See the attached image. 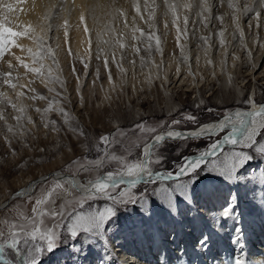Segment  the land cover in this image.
Returning <instances> with one entry per match:
<instances>
[{
    "label": "rangeland",
    "instance_id": "rangeland-1",
    "mask_svg": "<svg viewBox=\"0 0 264 264\" xmlns=\"http://www.w3.org/2000/svg\"><path fill=\"white\" fill-rule=\"evenodd\" d=\"M71 1L72 0H67V7L70 9L72 8ZM57 2L58 0H54L53 3ZM157 2L160 3V0H157ZM244 2L245 0H240L241 4H243ZM48 3L50 2L45 0V2L43 3L44 9L46 8L45 6ZM210 4L212 5V14L211 19L208 22V27L204 28L203 25L200 23L198 17L195 15L196 9L194 8L192 13L190 14L189 19L188 38L186 41H182V43L186 45V49L191 52L190 53L187 51L190 55L189 63L191 64L192 73L194 75V72L197 73L195 75V83L191 85V88L186 90L188 88L187 82L189 84V82L194 78L191 77L192 75H189L188 67L180 57V50L176 46L175 34H173L175 33V30L171 27L170 24L169 30L167 31V34H165V32L163 31V24L158 12L156 22L158 27L157 34L161 35L162 46L164 49L162 58L159 56V54L154 53V58L157 57V59H159L157 61V64L160 65L159 69L153 68L151 64L147 65L144 68H141L139 57L136 56L130 49H125L123 52V55L125 56L123 66L126 69L128 68L127 74L124 75V78L122 74L118 71V69L115 67V65L111 64L110 62L109 67L112 71L113 81H115L116 79H118L117 81H123L124 79L123 82L124 84L126 83V86L123 85L125 88H121L123 89V92L120 89L119 92L118 90H115V93L113 92L112 95L110 94L111 96H113H110V105H106V110H100L99 116L101 117V120L97 119L95 117L96 114L94 113L97 109V98L98 101L99 99H101L99 98L98 85H101V88L102 86L105 88L104 85L108 79L107 73L101 78H99V80H97L94 76V72L97 70V68H99L100 71H104L105 69L103 65V59L97 58L98 46L95 38V33L98 29L103 27L104 22L108 18L104 17L101 12H96L95 15L101 16L100 23L97 24L93 20L94 13L92 11V8L90 9V6H87L89 10V12L87 13V16L89 17V28L92 30L93 40L91 48V58L90 60H87L88 67L87 69H85L84 64L79 59H75V57L78 55H86L84 50L77 51L74 46H71L72 43L69 42V45L71 44L70 46L72 48V55H68L65 50L66 47L61 46L58 50L57 55L60 63V68L62 69V72L60 74L65 81L66 91L65 89L60 88L59 85H55L57 91L62 93L61 106L64 107V109L70 114L72 125L77 128H82L84 130V135L80 136L78 132L70 131L68 126L63 123L62 115L58 114L55 111L50 114L49 118L51 120L56 121L57 127L60 128V131H52L51 126L48 129H45L43 127L41 115L40 113H37L35 111V108H45L47 106V101H32L28 99L27 96L31 95V93H27L26 90L27 95L25 96V98H23V100L25 105L28 106V115H32V119L35 123L28 124L26 121L24 122L25 128L27 129L24 138H12V146L10 148L4 139V136L8 135L6 132V128L4 127L3 121H0V206L4 204L2 207H0V219L16 220L17 210H23L27 215L31 216L33 214L32 208L34 206L35 199L40 196L42 186L51 187L50 181L53 180H58L64 183L65 188H67L68 191H65L63 189L57 190V193L54 196L55 203L50 205L51 208L59 209L60 205L64 201L73 198V194H85L87 189L86 187H83V185L85 184L86 180L93 179L97 174L104 175L108 171H114L118 167V165L113 162L100 169L98 173L84 172L82 170H78V166L74 165L73 161L83 160L84 158H87L89 160L95 159L97 153L92 150L93 143L98 141L99 137L102 135H110L114 133L117 128L123 129L126 135L117 138V142L111 145V151L114 152L116 155L125 156L129 161H132L137 158L142 159V153L144 148L143 141H150V137L148 136V134L140 133V131L136 128V124L138 123L147 122V126H154L161 122L167 121L168 125L166 126H171L170 122L173 119H182V114L190 113L197 117L198 123L193 124L191 122H182L181 124L174 126L178 130L190 131L195 128H198L202 124H211L208 122L211 120L216 121L219 118L225 116V114L231 113L234 110L239 111V108H244L245 110L248 109L250 105L245 103V101L249 98L255 100L256 102L264 103V51L259 57V51H261L260 49L262 48L261 45L264 44V13H262L261 26L259 29L255 27L256 22L252 17L251 13L240 16V25L244 30L245 42L247 44V49H244L240 45L239 35L237 34L236 38H233L232 33L234 31V25L232 16L230 14L231 9H229L227 6V0H225L223 6H219L218 0H210ZM75 5L77 6V2H75ZM74 11H72L71 15L68 17L70 25H72L69 31L68 41L74 39L75 32L73 28L77 25ZM217 16H224L223 24H221L216 19ZM9 18L15 24H20L14 21V16L12 14H10ZM39 19L41 20V17H39ZM61 22L62 21L59 20L56 21V23ZM137 23L141 28H144L145 31H148L147 25H145L143 21H140L139 18H137ZM249 23L253 25L251 28H249ZM117 24L120 28H122V23L120 20H118ZM223 28H226L225 38L228 54L227 63L226 65H224L223 68L226 71L231 70L229 72L232 77V82L231 84H229L228 89H224L221 86L224 78L223 73L225 70H220L219 68H221L220 61L221 59H223L224 50L220 48L216 35V33ZM50 35H55L59 36V38H62L63 31L61 30L58 33L54 31L53 33H50ZM201 35H211L212 37L210 41L211 50L209 55L213 61V65L206 64L205 60L202 59L205 58L204 54L201 55L202 58L199 61V63H201L198 64L197 62V57L199 56L198 50L202 49L201 42L199 40V37ZM257 39L259 40V43L257 42ZM49 43H52L54 45L55 41L50 40ZM248 50H251L252 52L251 60H249L247 55ZM17 54L22 55V53H20L18 50ZM63 55L66 56V62L62 61V59L60 58V56ZM140 55L146 56V53L142 51ZM234 55L238 56L239 59L235 60L233 58ZM133 59L136 60V65L134 68L133 65L130 63V61ZM169 59L173 61V63H171ZM202 60L204 62H202ZM48 62L49 64H51V61ZM255 63H257V65ZM168 64H172L173 66L171 65L168 70L170 77L168 79L169 81L172 79L170 81L172 83L170 85V82H168L165 85L168 90L166 93L168 98H166L167 96L164 94L163 90L164 87L161 85V81L159 80L164 77L163 65L168 66ZM253 64L255 65L254 68ZM249 65H251V68L253 69H248L250 68ZM73 66L75 67V72H73L72 70ZM177 66H179L181 71L185 73V76L188 77L186 78V80H184L186 84L183 82L181 85L180 79L176 83L175 77L173 75ZM1 67L2 64H0V68ZM198 67L201 74L199 73V71H196ZM23 70V68L18 69V72L20 73V76L22 78L24 76L23 74L25 71ZM146 71H152V75L154 77V85L152 84V82V85L148 84L149 86H142L140 81L137 83L139 88L138 94H140L139 101L137 100V98H135L137 96L136 94L133 98L130 83H132L131 81L133 79L135 80V78L137 80L139 78H142L143 75H146L147 73L149 74V72ZM155 72H157L158 74L161 72V77L157 78V73ZM213 72H215V75H213ZM28 76H31L30 79L33 78L31 74H29ZM76 77H80L79 81ZM114 78L116 79L114 80ZM204 78L205 80H203ZM198 79L200 84L195 85ZM93 81H95V84H93ZM34 84L42 85L39 80H37ZM34 84L33 86H31L34 87ZM6 87L7 86L0 85V91H5L4 89ZM36 87L35 88L39 93L46 95L49 98L52 97V95L48 92L47 88L44 87L38 89V86ZM126 87L128 88V93ZM127 95L129 97L131 96V98H129ZM64 96L67 97V100L63 99ZM81 96L83 97V104H81ZM12 97L13 99H15V94ZM95 97L96 99H94ZM144 99L145 101L142 102ZM201 101H203V103H201ZM171 105H176L178 107L173 111H168V108ZM209 109H212V111H209ZM137 111L140 112L139 115H136ZM5 115L8 118V122L10 124L15 125L16 121L13 118L15 113L10 107L6 109ZM115 122H117L118 124H116ZM221 135L222 134H220V136ZM138 137H143V139L139 142V145L137 146L136 142ZM215 137L213 138L215 139ZM258 138V141L264 142V135L263 137L259 136ZM210 142V140L205 138L187 141L168 140L159 147V153L163 157H165V159L162 161V165H155L154 170L163 171L165 169H172L173 165L177 162H181L184 156H188L187 154L198 151L199 148L204 147ZM85 145H87V147H85ZM13 151L16 153L15 155H12ZM239 171L241 174H244L243 179L239 183H231V185H233V188L228 183H226V187L224 183L218 181L217 179H215L216 183L214 185L216 189L218 188L217 190L213 189V182L211 184L207 183L208 186L204 185V180L215 176V174L209 177L202 176V182H198V184L196 185L200 196L198 202L193 200L191 204L193 207H190V209L194 208L197 204H202V202H200V199H202L203 197H213L214 199L210 200H213V203L215 204L212 203L211 205L210 203V206L215 207L216 204L218 206V208H214L215 213H212L211 210L208 209V207H206L204 211L202 209H199L203 212H198L196 210V214L200 215V218L205 216L204 218L206 222H209V224L214 227L213 228L211 226L210 230L212 235L211 239L209 240L210 242H208L207 248L200 246L198 243L201 238H197V232H201L202 229L197 230L196 228H189L192 225L191 215H194V213L191 211L190 214H188L190 217L186 215L187 218L183 220L184 227L178 228L177 232H179L180 234H184L187 232L188 235L192 236V239H189L191 240V242H189L191 248L188 250L192 252H185L186 247L184 246H186V243H180L181 241H178V238L177 241L174 242V237L172 236L173 233L171 232V235L167 236L169 235V231L166 230L165 233L157 234L158 237L156 238V240H158L159 242V245L161 244L160 246H162L163 252H156V254L159 253V255L157 256L154 253L153 258H155L153 260L146 259V253L148 251L153 252V250L151 249V245L153 242H155V240H153L152 238L149 239L150 231L152 230V234L154 229L157 230V233L159 231L163 232V229H157L154 227L156 225L160 226V219L164 218L162 215L157 214L156 219L154 220L155 226L153 223H151L152 220L150 219V217L145 216L144 218L143 212H145L146 209H149L151 207L153 210L154 204H157V202L160 200V198L157 196L149 195L148 201L150 204L148 203L147 205H144L143 208L140 204L118 206L116 217L109 221V228L107 233L99 238H84L85 243L83 244V250L81 252H74L73 248L71 247V244L73 243L72 241L63 240L62 243L59 244L58 248L53 253H45L43 255V257L41 258V264H117L113 261L114 254L112 253V251L117 252L116 255L122 256V260L126 264H164V259H166L164 256L167 250L176 255L172 256L169 259L167 258L170 264H193V258L196 254V251L194 250V245L196 244L198 245V247H200L199 251L203 257L207 259L210 258L211 260H213L214 257H212L211 254H218L221 255L220 257L224 264H227V262L228 264H232L236 256L239 255V246L238 244L233 242V237L236 230L235 226L240 227L244 223H246L250 229H255V231L251 230V232L256 234L259 233V235L261 233L263 234L264 238V207L259 206L264 204V182H262L261 180V175L264 174V156L255 155L254 159L249 161L244 166V168L240 169ZM62 172L77 176L82 181L83 185L79 189L78 193L75 189L71 188L69 184L62 181L60 177H56V175H61ZM53 173L55 175H53ZM41 175H44V177L46 175V178L37 183L36 187L32 192H30L29 194H23L14 200H10L7 204L6 199L8 198V196L19 191L21 192V190L25 186L24 183H27V181H25L26 179H38ZM213 180L214 177L212 181ZM166 183L168 186H172V181H168ZM216 184H218V186H216ZM159 186L160 182H157L156 184L149 185L148 188L151 192L153 188H158ZM143 188V184L137 187V189L135 190L137 195L141 193ZM219 189H222V193L220 194H218V192L220 191ZM212 193L216 194L212 195ZM229 193H236L238 197L239 203L237 211H239L240 213L238 223L235 220H232V222L229 223L228 219L220 218L221 209L226 205L224 204V202H227V197ZM220 196L223 199L220 198ZM89 203L92 204L93 208H96L102 207L104 202L89 201ZM256 204H258V207L254 208ZM162 205V201L160 200L157 205L158 208L159 206H161L162 208L166 209V205ZM244 208L247 210H245ZM87 209L88 205L86 204L83 210L86 211ZM215 210H217V212ZM174 212V210L171 212L167 210V214L165 213L168 219L172 222L171 224L173 225L179 224L181 221L177 214ZM244 212H246V214ZM248 214L249 217L247 216ZM172 215L174 216V218L172 217ZM251 216H253V218L258 219L260 225L259 223H256L255 225L251 223ZM212 217H216L217 219H219L218 226L213 225ZM145 220L147 221L146 224L148 226L147 229H142L139 222L143 221V223H145ZM203 221L204 220H201L202 223ZM52 222L53 221L50 219L46 221V223H48L49 225H51ZM133 224L134 227H136L132 231V229L130 230L128 229V227ZM150 224L154 227H151ZM166 224L169 225V223H164L163 226L165 227ZM188 224L189 226H187ZM252 224L256 228H253ZM240 229L244 234L248 232L247 227ZM183 234L182 239L184 240L185 237H183ZM142 235L147 239V242L146 240L142 242ZM164 235L165 237H167L165 238V240ZM205 235H207V233H205ZM167 239L171 240L168 241ZM80 240L81 238H77V241L75 242L77 247H80ZM194 240H197V242L195 243ZM131 245H134L136 250L140 249L141 245L144 247L142 250L140 249L139 252L143 253L145 257L142 255L138 257L137 251H135V254L137 256L136 259L139 263H137L136 259H134L135 261H133V258L129 256L131 254L129 253L128 255L127 253L129 252L128 249H130ZM254 245L258 246V248H256ZM222 246H225L226 250H231V253L228 256L226 255V253H224L225 251L222 250L224 249L222 248ZM125 248L127 249L125 250ZM117 250L120 252V254ZM240 254V258L245 260L247 264H254V260H259L262 262V264H264V241H257L256 239L254 240L251 238V236L248 235V242L246 244V248L243 251H240ZM109 257H111V259ZM8 258L18 259L14 257V254L11 253L10 250Z\"/></svg>",
    "mask_w": 264,
    "mask_h": 264
},
{
    "label": "snow or ice",
    "instance_id": "snow-or-ice-1",
    "mask_svg": "<svg viewBox=\"0 0 264 264\" xmlns=\"http://www.w3.org/2000/svg\"><path fill=\"white\" fill-rule=\"evenodd\" d=\"M25 0H16V3H7L0 0V64L6 65V70H0V85L7 86L15 94V99L9 95L7 91H0V121H3L4 127L8 135L4 136L8 146H12V138L19 137L21 139L26 135L27 129L24 122L34 124L32 117L28 115V106L22 101L27 93H31L27 98L32 101H47V106L43 109L36 107L35 111L40 113L43 127L48 129L51 126L52 131L59 132L56 121L51 120L50 114L57 112L63 117V123L68 126L72 132H78L80 136L84 135L82 128L74 127L71 123L70 114L61 106L62 93L57 91L53 85H59L65 89V81L61 76L62 69L58 59V50L60 49L59 36L50 35V33L63 31L65 45H68L70 25L68 17L75 10V0H72V8L67 7V0H58L57 3H48L46 11L41 17L38 24L31 22L15 24L9 17L10 14L23 12L21 5ZM219 6H223L225 0H218ZM227 6L231 9V16L234 25L232 33L233 38L239 35L240 45L247 49L245 42V33L240 25V16L252 14L257 29L261 26L262 13H264V0H245L243 4L240 0H227ZM131 7L134 9L135 15L129 20L127 11L123 7L116 5V0H108L107 3H101L100 0L92 5L94 13L93 20L97 24L100 23L101 16L95 15L97 11L101 12L108 19L104 22L103 27L95 33L97 42V58L103 59V65L106 69L109 85L113 90L116 84L112 79V71L109 64H114L122 76L126 75L128 69L123 66L125 49H130L139 57L140 67L144 68L151 64L153 68L159 69L160 65L156 63L154 53L159 54L162 58L164 49L162 46L161 35L158 33L157 16L159 12L160 19L163 24L165 34L169 30V25L175 30L176 46L180 50V57L188 67L189 75L195 79L192 73L190 55L187 52L186 45L182 41L188 38V28L190 14L196 9L195 15L204 28L208 27L211 19L212 5L210 0H131ZM137 18L147 25L148 31L141 28L137 23ZM122 23V28L115 26L116 20ZM216 19L223 24L224 16H217ZM62 21L56 23V21ZM253 25L249 23V28ZM78 32L82 31L84 39L81 43L86 44L84 49L86 55H78L75 59H79L85 69L88 67L87 60L91 58L92 48V30L88 26V18L82 9L79 14L78 24L76 25ZM226 28L219 30L216 35L218 43L223 52V59L220 66L223 69L227 63V46L225 38ZM211 35H201L199 40L201 48L205 55L207 65H213L210 58ZM31 41V44H25L24 41ZM50 40L55 44L49 43ZM132 43H129L128 41ZM259 43V40L257 39ZM264 47V44L261 45ZM17 50L22 55L17 54ZM68 55H72L70 45L66 47ZM146 56L140 55L141 52ZM249 60H251L252 52L247 51ZM238 60V56H233ZM51 61V64L48 63ZM15 62V63H14ZM199 62V57H197ZM133 68L136 60L130 61ZM253 67L255 65L253 64ZM19 68H23L24 76L32 75L33 79L27 83H20ZM73 72L75 67L73 66ZM176 72H180V67L176 68ZM157 78L159 74L157 73ZM215 75V72H213ZM79 81L80 77H76ZM100 78V70H96V79ZM166 78V77H165ZM148 82L152 81L151 71L148 74ZM39 80L52 93L51 98L43 95L32 87ZM232 77L228 76V83L231 84ZM95 84V81H93ZM27 89V93L24 91ZM110 97L106 94L105 99ZM67 100V97H63ZM203 103V101H201ZM245 103L252 105V110L247 112L235 111L227 113L224 119L217 124L204 125L194 131L182 132L176 130L175 125L182 122L198 123L197 117L190 114H182V119H173L170 124L161 122L154 126H147V122L136 124V128L140 133L148 134L150 142L144 140V148L142 159L137 158L129 161L125 156L116 155L111 151V145L117 142V138L126 135L123 129L117 130L110 135H102L99 140L93 143L92 150L97 153L95 159L76 160L74 165L78 166V170L84 172H99L100 169L108 164L115 162L118 167L114 171H108L104 175L97 174L93 179L86 180L83 185L87 191L83 195L73 194V198L64 201L59 209L51 208L50 205L55 203L54 196L57 190L65 188L64 183L53 180L50 181L51 187L42 186L41 194L35 199L32 208V215H27L23 210H17L16 220L0 219V264H41V258L45 253H53L62 243L63 240H70L73 243L71 247L74 252L79 253L83 250L84 238H99L104 236L109 228V221L117 215L118 206H127L129 204L144 205L149 203L148 196H157L166 201L168 210L171 212L174 207L182 202L191 205L193 200L198 202L200 193L196 187L201 177H209L213 174L217 175L225 183H239L243 179L240 169L251 160L255 155L264 156V142L257 140L260 131L264 130V103L257 106V102L251 98ZM81 104L83 97L81 96ZM10 107L14 115L15 125L8 122L5 115L6 109ZM212 111V109H209ZM227 130V131H226ZM221 139H213L221 133H225ZM205 138L211 142L196 154L184 156L181 162L173 165L172 169L163 171L154 170L155 165H162L165 159L159 153V147L168 140H197ZM143 137L137 138V146ZM224 145L234 146L227 151ZM240 146V150L235 148ZM87 147V145H85ZM221 153L223 156L221 157ZM16 153L13 151L12 155ZM71 169V166H70ZM186 178V179H185ZM264 182V174L261 175ZM160 182L158 188H153L151 192L148 186ZM172 181V186H168L166 182ZM143 184L144 188L139 195L136 189ZM31 187V186H30ZM81 185L73 182L72 188L79 192ZM23 193L17 192L16 196ZM31 199V198H30ZM91 202L103 201L102 207L93 208ZM88 209L85 211V205ZM238 197L236 193H229L226 205L221 209L222 219H233L239 222L240 213L237 211ZM52 220L51 225L46 223ZM214 226L219 225V219L212 217ZM77 238H81L80 247L76 246ZM209 237L203 235L199 240V245L207 248ZM242 240V230L236 228L233 242L240 244ZM9 250L14 254L15 258L9 257ZM234 264H246L241 258H236Z\"/></svg>",
    "mask_w": 264,
    "mask_h": 264
},
{
    "label": "bare ground",
    "instance_id": "bare-ground-1",
    "mask_svg": "<svg viewBox=\"0 0 264 264\" xmlns=\"http://www.w3.org/2000/svg\"><path fill=\"white\" fill-rule=\"evenodd\" d=\"M47 1H49V2H54V0H47ZM4 2H11V3H13V4H15L16 3V0H4ZM45 2V0H25V3L23 4V5H21V7L23 8V12H19V13H13L12 15L14 16V21L16 22V23H27V22H31L32 24H38L39 22H40V19H39V17H42V15L44 14V12L46 11V8L44 9V7H43V3ZM69 2V1H68ZM72 2V1H71ZM75 2H77V6H76V10L74 11V15L76 16V21H77V24H78V19H79V14H80V11L83 9L84 11H85V13L87 14L88 12H89V10H88V8H87V6H90V9L92 8V5H94L96 2H97V0H75ZM100 2L101 3H107L108 2V0H100ZM116 5L118 6V7H123V8H125V10L127 11V13H128V16H129V19H130V17H132V16H134L135 15V12H134V9L133 8H131V0H116ZM130 9H129V8ZM97 13H100L99 11H97ZM39 16V17H38ZM73 17V16H72ZM87 18H89L88 16H87ZM118 20L119 19H117L116 20V22H115V26L119 29L120 27H119V25L117 24L118 23ZM130 21H131V19H130ZM88 26H89V19H88ZM73 30H74V32H75V34H74V39L73 40H69L68 41V45H69V42H71L72 43V45L71 46H74L75 47V49L78 51H82V50H84L86 47H87V45L86 44H83V43H81V41L84 39V34H83V32L82 31H80V32H78L77 30H76V26L73 28ZM72 30V31H73ZM164 31V30H163ZM173 34H175V33H173ZM95 38H96V36H95ZM28 42H30V43H28ZM129 43H131V41L129 40L128 41ZM24 43L26 44V43H28L29 45L31 44V41H28V40H25L24 41ZM60 45L62 46V47H67L68 45H65V43H64V38L62 37V38H60ZM261 51H259V57L261 56V53L264 51V47H262L261 49H260ZM188 51V50H187ZM188 52H190V51H188ZM198 52H199V61H200V59L202 58V56L201 55H203L204 54V52L202 51V49L201 50H198ZM197 52V53H198ZM191 53V52H190ZM194 54V53H193ZM159 57V56H158ZM60 58L62 59V61H67L66 60V56L65 55H63V56H60ZM172 58V57H171ZM222 58V57H221ZM203 60H205V58H202ZM155 60H156V63H158L157 61L159 60V59H157V57L155 58ZM170 60V59H169ZM196 60V59H195ZM202 60V62H204ZM222 60V59H221ZM64 62V63H65ZM170 62L171 63H173V61H171L170 60ZM176 62V61H175ZM49 63V62H48ZM63 63V64H64ZM169 63V62H168ZM201 63V62H200ZM199 62H198V64H200ZM167 64V63H166ZM256 65H257V63H255ZM171 65L172 64H168V66H166V65H163L164 67H163V69H164V74H163V78H161L159 81H161V85L164 87L163 88V90H164V94L166 95V93H167V88L165 87V85L168 83V82H170L169 81V79L168 78H170L169 77V72H168V70H169V68L171 67ZM177 65V64H176ZM173 66V65H172ZM250 66V68H248V69H253V68H251V65H249ZM162 67V66H161ZM178 67V66H177ZM176 67V68H177ZM219 67V66H218ZM228 67V66H227ZM176 68H175V71H174V77H175V80H176V83H177V81L180 79V84L182 85V83L184 82V80H186V78H188V77H186L185 76V73L184 72H182L181 71V69H180V72L179 73H177L176 72ZM128 69V68H127ZM195 69V68H194ZM207 69V68H206ZM220 70L222 69V68H219ZM224 69V68H223ZM0 70H6V65H3L2 64V67L0 68ZM150 70V69H149ZM225 70V69H224ZM24 71V70H23ZM152 71H153V69H152ZM152 71H151V73H152ZM196 71H199V67L196 69ZM223 71V70H222ZM229 71H231V70H228V71H224V78H223V81H222V84H221V86L224 88V89H228V87H229V83H228V76L230 75V72ZM102 72V73H101ZM146 72H149V71H146ZM162 72V71H161ZM161 72L159 73V75L161 74ZM66 73H67V70H66ZM133 73V72H132ZM155 73H157V72H155ZM195 73V75L197 74L196 72H194ZM199 73H200V71H199ZM222 73V72H221ZM106 74V70L104 69V71H100V78L103 76V75H105ZM127 74V73H126ZM145 74V73H144ZM148 74V73H147ZM143 75V77L142 78H139V79H137L136 80V78H135V80L133 79L131 82L132 83H130L129 85H130V87L132 88V94H133V98H134V96H135V94L137 95L135 98H137V100H139L140 101V94H138L139 92V88H138V82L140 81V83H141V85L142 86H146V85H148V84H151V83H149L148 82V79H147V77H148V75ZM184 74V75H183ZM188 74V73H187ZM201 74V73H200ZM24 75V74H23ZM137 75V74H136ZM264 75V74H263ZM94 76L96 77V71L94 72ZM191 76V75H190ZM213 76V75H212ZM30 77L31 76H27V77H24L23 76V78L21 77V80H20V83H27L28 82V80H30ZM156 77V76H155ZM161 77V75L159 76V78ZM166 77V78H165ZM191 77H193V76H191ZM201 77V76H200ZM123 78H124V76H123ZM123 78H121V79H123ZM127 78H128V76H127ZM131 78V77H130ZM129 78V79H130ZM134 78V77H133ZM172 78V77H171ZM177 78V79H176ZM211 78V77H210ZM31 79H33V78H31ZM108 79V78H107ZM116 78H114V80H115ZM126 79V78H125ZM132 79V78H131ZM153 79H154V77H153V75H152V84L154 83L153 82ZM213 79V78H212ZM118 79H116L115 81H114V83L116 84V88H115V90H118V92H119V90L121 89V88H123L124 86H126L125 84H124V79H123V81H117ZM163 80V81H162ZM188 80V79H187ZM203 80H205V78L203 79ZM192 81V82H191ZM190 82H189V84H188V82H187V86H188V88L186 89V90H188V89H190L191 88V85L193 84V83H195V79H192ZM140 83H139V85H140ZM171 83L172 82H170L169 84L171 85ZM185 83V82H184ZM151 84V85H152ZM186 84V83H185ZM200 83H199V79H198V81L196 82V84L195 85H199ZM35 85V84H34ZM124 85V86H123ZM127 85H128V82H127ZM154 85V84H153ZM33 86V85H32ZM36 86H38V89H41V88H44L45 86L42 84V85H38V84H36L34 87H36ZM54 87H55V85H53ZM105 88L102 86V88H101V85L99 86L98 85V93H99V98H101V99H99V101H98V98H97V109L95 110V117L97 118V119H99V120H101V117L99 116V113H100V110L102 109V110H106V105H108L109 103H111L110 101H111V97H113V96H111L112 95V93L115 91V90H113L112 88H111V86L109 85V82H108V80H107V82H105ZM149 86V85H148ZM194 86V85H193ZM186 87V86H185ZM37 88V87H36ZM46 88V87H45ZM125 88V87H124ZM123 88V89H124ZM127 88V87H126ZM128 88H129V86H128ZM128 88H127V93H128ZM140 88H141V86H140ZM150 88V87H149ZM162 88V87H161ZM170 88V87H169ZM123 89H121L122 90V92H123ZM5 91H7L8 93H9V95L10 96H13L14 95V93H12L13 91L12 90H10L9 88H5L4 89ZM26 90L27 89H25L24 91L26 92ZM143 90V89H142ZM141 90V91H142ZM118 92H117V94H118ZM124 92H125V90H124ZM115 93V92H114ZM130 93V92H129ZM51 95H53L52 93H50ZM108 95L110 98L109 99H105V95ZM111 94V95H110ZM169 94V93H168ZM129 95V94H128ZM127 95V96H128ZM50 96V95H49ZM95 96V95H94ZM167 96V95H166ZM129 97V96H128ZM241 97V96H240ZM15 98V97H14ZM129 98H131V96L129 97ZM166 98H168V96L166 97ZM242 98V97H241ZM94 99H96V97L94 98ZM238 99H239V97H238ZM113 100V99H112ZM26 101V100H25ZM29 101V100H28ZM145 101V99L142 101V102H144ZM23 103H24V100L22 101ZM113 102V101H112ZM261 102H257V106L260 104ZM25 104V103H24ZM110 105V104H109ZM112 107V106H111ZM165 107V106H164ZM178 106H176V105H171V106H169V108H168V111L170 110V111H173V110H175L176 108H177ZM240 110L239 111H241V112H247V111H251L252 110V105H250V107H248V109H244V108H239ZM167 111V112H168ZM12 112V111H11ZM30 112V111H29ZM233 112H235V110L233 111ZM232 113V112H231ZM133 114H135V113H133ZM140 114V112L139 111H137L136 112V115H139ZM135 115V116H136ZM30 116L32 117V115L30 114ZM224 117V116H223ZM223 117H221V118H219L218 120H216V121H209L208 123H211V124H217V123H219L220 121H222L224 118ZM116 124H118L117 122H115ZM115 124V125H116ZM120 124V123H119ZM205 124H202V125H200L199 127H202V126H204ZM206 125H210V124H206ZM198 127V128H199ZM197 128H195V129H193V130H190V131H194V130H196ZM176 130H178V129H176ZM179 131H182V132H190V131H183V130H179ZM227 131V130H226ZM222 135H224V134H226V132L225 133H221ZM222 135L220 136V137H218V136H216L215 137V139H221L222 138ZM263 135H264V130H261L260 131V137L262 136L263 137ZM258 136V137H259ZM257 137V140L259 139ZM214 139V138H213ZM150 142V141H149ZM208 145V144H207ZM224 147V150L225 151H227V149H231V148H233L234 146H232V145H224L223 146ZM205 148V147H204ZM203 148V149H204ZM235 148L236 149H240V146L239 145H236L235 146ZM202 150V149H201ZM198 151H200V150H198ZM198 151H196V152H194V153H190V154H187L188 156H190V155H193V154H196ZM223 156V153H221V157ZM143 158V157H142ZM53 175H55L54 173H53ZM43 178L44 177V175H41V176H39V178ZM56 177H60L61 178V180L62 181H64V182H66L67 184H69V186H71V188H72V184H73V182L75 183V184H77V185H81V187H82V185H83V183H82V181L77 177V176H74V175H71V174H68V173H63L62 172V174L61 175H56ZM213 177H214V180L212 181V179H213ZM213 177H210V178H207V180H204V185H206V186H208L207 185V183H212V187H213V189H215V190H217L216 189V187L214 186L215 185V183H216V180L215 179H217L218 181H221L222 183H224L225 184V186L227 187V185H226V183L225 182H223L221 179H219V177L217 176V175H215V176H213ZM39 178H38V180L37 179H26L25 181H27V183H24L25 184V186H24V188L21 190V193H23V194H29L30 192H32L33 190H34V188L36 187H34V184H36L37 185V183H39L40 181H41V179L39 180ZM46 178V177H45ZM45 178H43L42 180H44ZM37 180V181H36ZM36 181V182H35ZM33 182H35V183H33ZM159 182V181H158ZM169 184V183H168ZM230 186H232V188H233V185H231V183H228ZM31 186V187H30ZM211 186V185H210ZM216 186H218V184H216ZM80 187V188H81ZM84 187V186H83ZM222 187H223V185H222ZM79 188V189H80ZM230 188V187H229ZM228 188V189H229ZM212 189V190H213ZM239 189V188H238ZM237 189V190H238ZM24 190H25V192H24ZM220 190V189H219ZM231 190H233V189H231ZM226 192H228V191H226ZM17 193V192H16ZM16 193H13V194H11V195H9L8 196V198L6 199V202H7V204L9 203V201L10 200H14V199H16L18 196H16L15 194ZM220 193H222V189L218 192V194H220ZM210 194V193H209ZM216 193H212V195H215ZM211 195V196H212ZM224 197V196H223ZM204 198V197H203ZM200 199V202H202V204H197L194 208H192V209H190V207H193L192 205L190 206V205H186V204H184V203H182V202H180V203H178L175 207H174V213H176L177 214V216L180 218V223H181V225H180V223L179 224H171L172 222L168 219V217L166 216V212H167V210H168V207H167V204H166V201H163L162 199H160L161 201H162V204L165 206L166 205V209L165 208H162L161 206H159V208H158V203H159V201L157 202V204H154V207H153V210H152V207L151 208H149V209H146L145 210V212H143L144 213V218H145V216L146 217H150V219L152 220L151 221V223H153L154 224V220L156 219V215L157 214H160V215H162L164 218H162V219H160V222H161V225L160 226H155V224H154V226L153 225H151V227H154V228H157V229H163V232L162 231H159L158 233H157V230L155 229V231H156V233L157 234H162V233H165L166 232V230H168L169 231V235H167V236H170L171 235V232L173 233L172 234V236L174 237L173 238V241L174 242H176L177 241V238L179 239L178 241H181L180 243H182V244H185L186 243V246H184V247H186V249H185V252H189V253H191L192 251H188L190 248H191V245H189L190 243L189 242H191V240H189V239H192V236L191 235H188V233L186 234V233H182L183 234V236L185 235L186 237H185V239L183 240L182 239V234H180L179 232H177V229L178 228H183L184 227V223H183V220L185 219V218H187L186 217V215H188V214H190V212L192 211L193 213H194V215H191V218H192V220H191V223H192V225L189 227V228H192V229H194V228H196L197 230H200V229H202L201 230V232H197L198 234H197V238L199 237V238H202V236L203 235H205V233H207V234H209V236H211L212 235V233H211V225L209 224V222H206V220H205V216L204 217H201L200 218V215H198V214H196V210L198 211V212H203L205 209H206V207H208V209H210L211 210V212L212 213H215L214 212V208L216 209V208H218V206H217V204H216V206L214 207V206H210V203H211V205H212V203H213V200H210V199H214L213 197L211 198H209V197H206V198H204V199ZM216 198V197H215ZM219 198V197H218ZM220 198H222L221 196H220ZM223 199V198H222ZM4 201V200H3ZM157 201V200H156ZM194 201H196V200H194ZM207 201H209V202H207ZM227 202H224V204H226ZM239 203V202H238ZM264 203V202H263ZM150 204V203H149ZM213 204H215V203H213ZM162 205V206H163ZM240 206V205H239ZM260 207L262 206V207H264V204L263 205H259ZM0 207H2V205L0 206ZM146 207V206H145ZM200 207H202V208H200ZM241 207V206H240ZM251 207V206H250ZM256 207H258V204H256L255 206H254V208H256ZM199 209H202L203 211H201V210H199ZM207 209V210H208ZM245 209V208H244ZM245 210H247V209H245ZM216 212H217V210H215ZM187 212H189V213H187ZM156 213V214H155ZM166 213V214H165ZM218 214V213H217ZM184 215V216H183ZM209 215V214H208ZM171 216V215H170ZM189 216V215H188ZM207 216V215H206ZM246 216V215H245ZM140 217V216H139ZM172 217L174 218V216L172 215ZM190 217V216H189ZM252 217V219L254 220V221H256L257 223H259V225H260V222H258V219H256V218H253V216H251ZM193 218H194V221H193ZM248 218V217H247ZM150 219H149V222H150ZM159 219V218H158ZM138 220V219H137ZM201 220H204L203 221V223L201 222ZM156 221H158V220H156ZM177 221V220H176ZM189 221V220H188ZM244 221V220H243ZM142 222V223H141ZM141 222H139L140 223V226L142 227V229H147V224H146V220H145V223H143V221H141ZM148 222V223H149ZM157 223V222H156ZM164 223H169V225L168 224H166V226L164 227L163 226V224ZM187 223V222H186ZM199 224V225H198ZM168 225V226H167ZM187 226H189V224L187 225ZM186 226V227H187ZM248 226V225H247ZM252 226H253V228H256L253 224H252ZM136 227V226H135ZM135 227H134V224L133 225H131V226H129L128 227V229H132V231L135 229ZM238 226H235V228H237ZM167 228V229H166ZM251 230H253V231H255V229H251ZM147 231H149V230H147ZM155 231H153V234H155ZM179 231V230H178ZM189 231H190V229H189ZM193 231V230H192ZM138 232H141V231H138ZM202 232H205V233H202ZM152 234V230L150 231V237H149V239H153V240H156L155 238H156V235L154 236ZM135 235V234H134ZM253 235L254 236H256V235H259V233L258 234H256V233H253ZM262 235V236H261ZM137 236V235H136ZM143 236V235H142ZM171 236V237H172ZM135 237V236H134ZM170 237V238H171ZM165 238H167V237H165V235H164V240H165ZM144 240H146V242H147V239L143 236L142 237V242L144 241ZM168 241H170L171 239H167ZM183 240V241H182ZM243 240V239H242ZM255 240V239H254ZM256 240L257 241H264V238H263V234H261L260 233V237L258 238H256ZM145 242V243H146ZM194 242L196 243L197 242V240H194ZM208 242H210L209 240H208ZM136 243V242H135ZM152 243V242H151ZM259 243V242H258ZM157 244H159V243H156V245ZM165 244V243H164ZM143 245V244H142ZM141 245V247H140V249L142 250L144 247ZM161 245V244H160ZM160 245H158V248H157V250H153V246H152V250H153V252H147L146 253V259H150V260H153L154 258H153V254L155 253V255L157 256V255H159V253H162L163 252V248H162V246H160ZM120 246V245H119ZM181 247V246H180ZM127 248H125V250H126ZM140 249H135V246L134 245H131V247H130V249H128L129 250V252H127L128 253V255H129V253L131 254V255H129L130 257H132L133 258V261H135L134 259H136V254H135V251H137V254H138V257H140V255H142V256H144L143 255V253H141V252H139V250ZM147 249V248H146ZM145 249V250H146ZM156 249V248H155ZM123 250V249H122ZM165 250V249H164ZM118 251V250H117ZM156 251H160L159 253H157L156 254ZM240 251H242L240 248L238 249V252H239V255L238 256H236V258H240V256H241V254H240ZM166 252V251H165ZM195 252V251H194ZM117 253V252H116ZM125 253V252H124ZM197 253V252H196ZM198 255L199 254H196V257H198ZM172 256H176L175 254H173V253H171L169 250H167V252L165 253V258L166 259H164V264H170L169 262H168V260H167V258L169 259V258H171ZM211 256L212 257H214V255L213 254H211ZM114 257V256H113ZM145 257V256H144ZM231 257V256H230ZM229 257V258H230ZM110 259H111V257H109ZM143 258V257H142ZM228 258V259H229ZM235 258V259H236ZM114 259V258H113ZM121 259H122V256H121ZM166 260V261H165ZM114 262H115V260H113ZM136 261H137V263H139L138 262V260L136 259ZM195 261V260H194ZM228 261V260H227ZM253 261V260H252ZM160 262H161V260H160ZM193 263V262H192ZM201 262H199V264H200ZM194 264V263H193ZM227 264H228V262H227ZM232 264H234V262H232ZM255 264V263H254Z\"/></svg>",
    "mask_w": 264,
    "mask_h": 264
},
{
    "label": "water",
    "instance_id": "water-1",
    "mask_svg": "<svg viewBox=\"0 0 264 264\" xmlns=\"http://www.w3.org/2000/svg\"><path fill=\"white\" fill-rule=\"evenodd\" d=\"M222 136H223V135H222ZM45 177H46V175H45ZM45 177H43V178H45ZM43 178L41 177V178H39V180H40V179L42 180ZM37 180H38V179H37ZM37 180H36V181H37ZM36 181H35V182H36ZM35 182H33V183H35ZM35 186H36V184H34V187H35ZM19 192H20V191H19ZM15 195H16V194H15ZM3 205H4V204H3ZM3 205H2V206H3Z\"/></svg>",
    "mask_w": 264,
    "mask_h": 264
},
{
    "label": "trees",
    "instance_id": "trees-1",
    "mask_svg": "<svg viewBox=\"0 0 264 264\" xmlns=\"http://www.w3.org/2000/svg\"><path fill=\"white\" fill-rule=\"evenodd\" d=\"M207 145V144H206ZM206 145L204 146V147H206ZM204 147H202V148H204ZM202 148H199L198 150H200V149H202Z\"/></svg>",
    "mask_w": 264,
    "mask_h": 264
}]
</instances>
